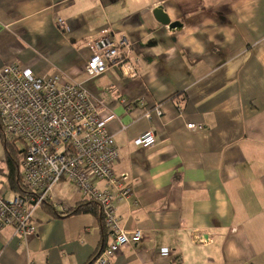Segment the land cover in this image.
I'll list each match as a JSON object with an SVG mask.
<instances>
[{
  "label": "crops",
  "instance_id": "crops-1",
  "mask_svg": "<svg viewBox=\"0 0 264 264\" xmlns=\"http://www.w3.org/2000/svg\"><path fill=\"white\" fill-rule=\"evenodd\" d=\"M159 7L182 28L161 25ZM106 30L133 43L137 79L116 68L86 74L88 42ZM10 63L82 85L102 116H115L114 170L133 190L117 213L144 239L114 264H264V0H0V69ZM157 104L163 116L146 118ZM150 130L155 145L137 147ZM0 140V195L11 200L25 145L1 130ZM59 185L57 211L84 204ZM96 212L60 218L42 206L35 236L0 234V264H91L109 241Z\"/></svg>",
  "mask_w": 264,
  "mask_h": 264
},
{
  "label": "built area",
  "instance_id": "built-area-1",
  "mask_svg": "<svg viewBox=\"0 0 264 264\" xmlns=\"http://www.w3.org/2000/svg\"><path fill=\"white\" fill-rule=\"evenodd\" d=\"M65 28L61 19L56 21ZM91 56L86 74L98 78L110 69H120L130 79L139 72L132 60L133 43L128 38L115 40L109 30L88 42ZM131 108L126 101L121 102ZM145 107V104L141 102ZM163 116L161 104L145 110L144 116ZM113 114L104 117L100 106L80 84L66 82L60 75L38 77L30 68L10 63L0 69V124L6 140L22 142V191L11 200L0 195V234L13 230L14 237L27 241L37 233L35 212L45 202H52L55 187L67 182L86 200L100 206L109 241L92 264H114L123 248L140 243L142 230H126L117 213V205L133 196L127 175L115 173L119 149L108 123ZM202 129L194 124L188 129ZM156 143L152 130L138 137L137 147L150 148ZM105 183L99 188L95 182ZM56 207V206H55ZM66 214L73 208L60 205Z\"/></svg>",
  "mask_w": 264,
  "mask_h": 264
},
{
  "label": "trees",
  "instance_id": "trees-1",
  "mask_svg": "<svg viewBox=\"0 0 264 264\" xmlns=\"http://www.w3.org/2000/svg\"><path fill=\"white\" fill-rule=\"evenodd\" d=\"M0 130H1V133L3 135V138L5 141H7L4 137V133H3V128L0 124ZM8 142V141H7ZM22 154V158L24 157V151L21 153ZM11 159H10V163H11ZM17 188L22 191V185L18 184L17 185ZM43 206H47V207H50L51 209L54 210V215L56 217H67V216H71V215H75V214H79V213H91V214H96L97 212V209L99 208L100 212H101V209H100V206L95 203L94 201H91V200H85L84 204L83 205H80L78 208H75V209H72L70 210L69 212H67L66 214H62L60 211H57V209H55V205L50 202V201H47L44 203ZM102 215V214H101ZM105 229V228H104ZM106 246V245H105ZM94 261V260H93ZM92 261V263H93ZM91 263V264H92Z\"/></svg>",
  "mask_w": 264,
  "mask_h": 264
},
{
  "label": "water",
  "instance_id": "water-1",
  "mask_svg": "<svg viewBox=\"0 0 264 264\" xmlns=\"http://www.w3.org/2000/svg\"><path fill=\"white\" fill-rule=\"evenodd\" d=\"M154 16L161 25L168 27L170 30L181 29L183 26L180 22H171L161 7L154 10Z\"/></svg>",
  "mask_w": 264,
  "mask_h": 264
},
{
  "label": "rangeland",
  "instance_id": "rangeland-1",
  "mask_svg": "<svg viewBox=\"0 0 264 264\" xmlns=\"http://www.w3.org/2000/svg\"><path fill=\"white\" fill-rule=\"evenodd\" d=\"M0 142H1V140H0ZM21 144H23V143H21ZM18 147L21 148V145H18ZM2 149H3V145H2ZM2 149H1V143H0V152H2ZM62 183H66V184H68V183L65 182V181H63ZM60 184H61V183H60ZM58 187H60L59 184L55 187V189L58 188Z\"/></svg>",
  "mask_w": 264,
  "mask_h": 264
}]
</instances>
